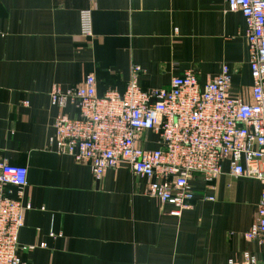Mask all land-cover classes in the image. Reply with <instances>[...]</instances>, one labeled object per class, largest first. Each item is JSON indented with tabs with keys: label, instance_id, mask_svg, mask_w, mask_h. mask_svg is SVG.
Segmentation results:
<instances>
[{
	"label": "crops",
	"instance_id": "0c3cea01",
	"mask_svg": "<svg viewBox=\"0 0 264 264\" xmlns=\"http://www.w3.org/2000/svg\"><path fill=\"white\" fill-rule=\"evenodd\" d=\"M85 10L93 11L91 39L81 36ZM133 66L143 90L169 88L187 72L205 86L227 66L232 95L252 102L246 23L228 0H0V163L28 170L26 187L6 188L26 208L22 260L229 264L245 252L264 260V248L244 238L263 186L234 178L228 163L212 183L193 175L195 200L174 217L127 166L97 180L90 165L49 146L56 118L79 116L75 106L52 103L54 87L68 90L92 75L98 96L124 94ZM139 145L161 147L152 132Z\"/></svg>",
	"mask_w": 264,
	"mask_h": 264
},
{
	"label": "built area",
	"instance_id": "2783aa9c",
	"mask_svg": "<svg viewBox=\"0 0 264 264\" xmlns=\"http://www.w3.org/2000/svg\"><path fill=\"white\" fill-rule=\"evenodd\" d=\"M228 4L246 23L252 102L232 95L227 66L205 86L187 72L174 77L169 88L150 90L141 88L142 70L133 66L126 92L103 97L98 96L96 78L89 75L74 88L54 87L52 103L61 109L75 106L79 116L59 115L49 146L90 165L97 180L107 170L127 166L134 176L149 181L150 197L174 208V217L189 210L195 200L192 176L212 183L228 163L234 178L257 180L263 186L258 220L244 238L264 248V0H228ZM80 22L81 36L93 38V11H82ZM145 132L156 134L161 147L141 148ZM27 184L26 168L0 163V264H26L18 243L26 208L6 188L21 190ZM229 264H264V260L245 252L241 263Z\"/></svg>",
	"mask_w": 264,
	"mask_h": 264
}]
</instances>
